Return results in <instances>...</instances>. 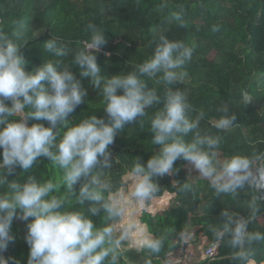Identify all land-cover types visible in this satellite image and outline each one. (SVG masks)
<instances>
[{"label": "trees", "instance_id": "obj_1", "mask_svg": "<svg viewBox=\"0 0 264 264\" xmlns=\"http://www.w3.org/2000/svg\"><path fill=\"white\" fill-rule=\"evenodd\" d=\"M178 12L183 14V26L173 18ZM90 23L95 27L89 28ZM213 26H218L219 31H212ZM97 30L102 31L107 40L97 54L101 74L106 77L135 70L154 54L160 35L192 47V59L182 69L185 75L167 87L179 89L187 97L191 105L190 119L204 112L199 128L201 135L221 138L220 145L211 150L214 164L218 158L224 159L217 170L235 155L264 156V0H0V31L20 44L27 61L26 70L50 60H60L62 67L68 68L87 91L83 102L67 117L69 127L91 115L107 120L100 90L91 85L90 78L81 77L78 66L73 63L74 53L82 49L83 43L90 41L92 32ZM50 40H56L57 47L67 45L69 54L56 57L48 52L45 44ZM143 79L163 100L165 85L158 84L154 78ZM242 90L253 97L248 106L243 102ZM7 103L10 106L11 102ZM160 107L162 104L146 109L145 117L137 118L118 131L109 146L111 166L98 164L92 172L108 185L103 192L104 202L111 203L119 214H110L101 208L93 215L90 209L100 207L99 204L78 202L80 187L88 178H81L72 189L61 185L58 191H53V195L64 199L60 210L82 212L96 228L110 229L106 246L114 249L116 264H165L167 256L177 246L179 233L188 223L207 239L206 249L220 242L218 256L214 260L205 258L200 264H249L251 261L264 264V239L246 242L244 257L240 258V249L232 245L231 234L221 235L227 212L233 218L248 220V234L259 232L264 236V189L246 182L234 193H217L211 180L193 181L188 172L191 163L183 159L174 165V185L153 177L156 191L145 199L150 204L153 199L170 194L174 196V205L156 214L147 210L141 213L140 222L147 227L152 241L159 242V250L132 246L115 232L123 211L113 204L108 194L120 192L126 184L125 177L132 173L131 162L124 152L127 147L134 144L154 154L159 152V146L151 143L150 118ZM224 107L230 115L235 114L236 119L229 128L217 129L214 125ZM29 111L25 109L26 119ZM19 118H23L22 115L10 119ZM27 123L50 126L44 120H27ZM65 130L59 123L53 129L57 141ZM185 139L191 141L193 133ZM51 150L55 151V147ZM261 164L264 159L254 161L253 173ZM62 176L63 170L44 156L37 157L27 170L16 166L9 173L2 167L0 195H11V184L23 185L29 178L59 183ZM253 200L258 209L254 213L249 206ZM26 233L27 222L17 216L11 225V234L16 239L4 255L16 257L20 264H27L29 254ZM110 260L111 257L106 258L105 264H110Z\"/></svg>", "mask_w": 264, "mask_h": 264}, {"label": "clouds", "instance_id": "obj_2", "mask_svg": "<svg viewBox=\"0 0 264 264\" xmlns=\"http://www.w3.org/2000/svg\"><path fill=\"white\" fill-rule=\"evenodd\" d=\"M173 18L183 26L182 13H174ZM88 27L95 25L90 23ZM212 31H219V27L213 26ZM106 44L103 32L93 31L90 41H85L83 48L74 53L73 63L78 66L80 76L90 78L91 85L100 90L107 120L91 115L69 127L67 117L87 95L80 80L62 67L60 60H50L26 70L27 61L20 44L0 31V166L9 173L16 166L27 170L37 157L44 156L63 170L59 183L29 178L23 185L11 184V195H0V264H20L16 257L4 255L15 242L11 225L17 216L27 222V264H105L108 257H111L110 264H116L114 249L106 246L110 229L96 228L82 212L61 211L64 199L53 195V191H58L61 185L72 189L81 178H88L80 187L78 202L99 204L100 207L90 209L93 215L101 208L110 214H119L111 203L104 202L103 192L108 185L92 172L98 164L111 166L109 146L114 143L117 132L137 118L145 117L146 109L154 105L162 104L150 118L151 143L159 146V152L152 155L146 165L137 162L132 169L135 178L132 195L138 200L150 198L156 191L153 177L174 174V165L179 159L191 163L203 177L210 178L217 193H234L246 182L264 189V164L255 173L252 171L254 161L264 156L235 155L218 171L211 150L220 145L221 138L201 135L199 128L204 112L190 119L191 105L187 97L179 89L167 87L185 75L182 69L192 59V47L160 35L154 54L135 70L106 77L97 62V54ZM45 47L56 57H65L70 51L67 45L57 47L56 40L48 41ZM143 77L154 78L158 84L165 85L163 100L156 89L148 88ZM241 95L246 106L253 102L246 90H242ZM26 108L30 109L27 119H10L24 113ZM221 111L223 114L214 126L227 129L236 117L229 114L227 107ZM27 120H44L50 126L41 123L29 126ZM58 123L66 130L57 141L53 129ZM190 133L193 139L187 141L185 138ZM53 147L55 151L51 150ZM249 206L253 213L258 210L256 200ZM224 215L227 222L221 235L231 234V243L241 249L240 258H243L245 243L264 239V236L259 232L248 234V220L244 217L233 218L227 212ZM144 246L158 251L160 244L151 241Z\"/></svg>", "mask_w": 264, "mask_h": 264}, {"label": "rangeland", "instance_id": "obj_3", "mask_svg": "<svg viewBox=\"0 0 264 264\" xmlns=\"http://www.w3.org/2000/svg\"><path fill=\"white\" fill-rule=\"evenodd\" d=\"M212 58H214V56H212ZM145 149L148 148L133 144L124 150L131 162L132 169L137 162L146 165L147 160L154 155L151 150L148 149L149 151H147ZM223 161L224 159L222 157L216 160L214 165L217 169ZM188 172L193 181L200 178L211 180L210 178L203 177L192 164L188 166ZM156 178H159L162 181H169L174 185L173 174ZM125 182L126 184L120 192L117 194H108V197L113 201V204L121 207L123 211L121 221L116 223L115 232L123 240L130 243V245L142 247L145 245V242L151 241L144 235L143 227L140 223L141 213L144 210H147L150 213H157L162 210L170 209L174 205V196L166 194L163 197L153 199L150 204H147L146 200L140 201L132 195L135 183V178L132 176V173L125 177Z\"/></svg>", "mask_w": 264, "mask_h": 264}, {"label": "crops", "instance_id": "obj_4", "mask_svg": "<svg viewBox=\"0 0 264 264\" xmlns=\"http://www.w3.org/2000/svg\"><path fill=\"white\" fill-rule=\"evenodd\" d=\"M141 225L144 235L152 241V236L148 234L147 227L144 223H141ZM176 243V248L167 256L165 264H200L205 260V249L208 241L198 233L197 228L191 227L190 223L179 233ZM249 264L257 263L251 261Z\"/></svg>", "mask_w": 264, "mask_h": 264}, {"label": "built area", "instance_id": "obj_5", "mask_svg": "<svg viewBox=\"0 0 264 264\" xmlns=\"http://www.w3.org/2000/svg\"><path fill=\"white\" fill-rule=\"evenodd\" d=\"M219 247H220V242H216L210 245L205 251L206 258L214 260L218 256Z\"/></svg>", "mask_w": 264, "mask_h": 264}, {"label": "water", "instance_id": "obj_6", "mask_svg": "<svg viewBox=\"0 0 264 264\" xmlns=\"http://www.w3.org/2000/svg\"><path fill=\"white\" fill-rule=\"evenodd\" d=\"M20 115H22V117L24 118V119H26V117H25V112L24 113H21ZM0 168H2V166H0ZM244 248V247H243ZM240 252H241V249H240ZM240 252H239V255H240Z\"/></svg>", "mask_w": 264, "mask_h": 264}]
</instances>
